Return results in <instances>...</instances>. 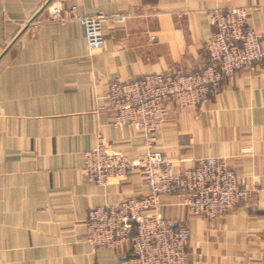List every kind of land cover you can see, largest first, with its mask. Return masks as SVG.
<instances>
[{"label": "crops", "instance_id": "obj_1", "mask_svg": "<svg viewBox=\"0 0 264 264\" xmlns=\"http://www.w3.org/2000/svg\"><path fill=\"white\" fill-rule=\"evenodd\" d=\"M49 1L0 0V264H127L129 244L97 248L85 231L90 208L149 193L141 170L100 184L83 168L100 140L141 152L144 132L115 125L104 107L110 83L210 63L216 7H249L264 52V0H60L120 15L92 53L77 21H51ZM156 146L177 171L224 158L252 189L216 219L195 215L181 193L163 195V215L190 230L186 264H264V54L202 104L168 102Z\"/></svg>", "mask_w": 264, "mask_h": 264}, {"label": "built area", "instance_id": "obj_2", "mask_svg": "<svg viewBox=\"0 0 264 264\" xmlns=\"http://www.w3.org/2000/svg\"><path fill=\"white\" fill-rule=\"evenodd\" d=\"M48 8L51 21H77L84 28L91 53L104 48L106 23L120 18L115 12L80 14L76 4L66 6L60 0L49 1ZM248 17L249 7L243 5L210 11L212 34L207 49L211 61L196 70L171 67L110 83L104 107L114 111L115 125L132 124L144 132L141 152L130 158L100 140L85 152L83 168L100 184L141 170L149 193L90 208L85 231L93 246L117 249L129 244L127 264H186L190 230L184 224L173 226L163 215V195L183 194L195 215L209 219L250 197L252 189L226 159L202 156L192 166L177 171L175 161L156 146L168 102L177 107L198 106L220 93L226 77L262 58L261 35Z\"/></svg>", "mask_w": 264, "mask_h": 264}]
</instances>
